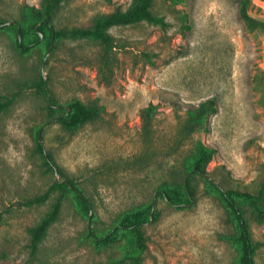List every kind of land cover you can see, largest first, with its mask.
<instances>
[{"label":"rangeland","instance_id":"1","mask_svg":"<svg viewBox=\"0 0 264 264\" xmlns=\"http://www.w3.org/2000/svg\"><path fill=\"white\" fill-rule=\"evenodd\" d=\"M43 0H0V20L16 23L24 5ZM133 0H69L55 29L86 28L101 16L125 11ZM152 12L166 26L145 22L115 27V48L105 54L89 41H65L56 51L43 49L20 57L13 40L0 34V95L19 92L0 115V264H117L122 246L97 249L98 236L122 212L155 201L157 220L143 229L147 250L141 264H236L228 242L233 229L221 203L206 195L203 179L189 176L194 203L177 210L156 196L157 188L179 173L198 144L217 153L207 166L223 189L257 193L264 184V30H248L238 18L236 0H155ZM249 15L264 23V0H250ZM41 73L59 106L78 100L103 106L102 117L77 133L50 120L46 100L21 83ZM208 99L218 112L189 136L182 134L188 110ZM153 105L150 123L142 118ZM40 143L64 175L83 188L97 217L92 224L64 205L34 258L28 230L49 204L21 203L43 193L62 176L47 170ZM264 264V224L245 211ZM118 264H127L122 262Z\"/></svg>","mask_w":264,"mask_h":264},{"label":"trees","instance_id":"2","mask_svg":"<svg viewBox=\"0 0 264 264\" xmlns=\"http://www.w3.org/2000/svg\"><path fill=\"white\" fill-rule=\"evenodd\" d=\"M69 0H43L40 8L24 5L20 12L18 22H5L0 20V34H6L13 40V47L22 58L29 57L33 51L43 49L40 63H45V54L58 50L65 41H89L102 48L105 54L115 48V38L109 30L115 27L135 26L147 23L164 28V19L153 14L155 0H133L132 5L125 11L114 12L97 17L91 26L86 28L55 29L54 20L62 5ZM238 5V18L248 30L263 29L264 23L253 19L248 11L250 0H236ZM9 23V25H7ZM42 36V37H41ZM20 39V40H19ZM22 88L35 87L46 100V110L50 120H55L61 129L68 134L77 133L86 124L98 121L103 114V106L97 103L85 105L78 100L69 102L67 106H59L51 98L47 82L41 73L37 74L31 83H21ZM19 96V92L10 95H0V115L9 110ZM153 105L143 112L144 124L148 126L152 117ZM218 112L217 101L208 99L188 110V119L182 128V134L189 136L202 127L207 129L208 120ZM40 127L36 132V148L47 170L62 176L55 180L43 192L21 203L22 207L33 208L49 204L48 211L39 222L28 230L29 255L34 258L47 237L50 229L61 217L64 205L69 203L81 217L92 224L97 217L93 202L87 197L73 179L64 175L57 166L51 154L45 152L40 140ZM216 149L198 144L192 155L182 162L183 176L179 179L176 173L170 182L161 184L156 190V196L177 209H187L194 203L191 178L200 177L204 182L206 195L217 199L225 210L227 223L233 229L228 242L235 248L236 264H255L257 244L252 239V233L245 211L249 210L254 219L264 224V184L257 193L243 192L237 189H223L216 184L207 172L208 164L213 161ZM192 176V177H189ZM157 220L155 201L139 205L120 213L113 221L112 227L103 235H95L89 229V238L97 249H108L122 246L124 257L118 263L141 264L142 257L147 250L144 227Z\"/></svg>","mask_w":264,"mask_h":264},{"label":"water","instance_id":"3","mask_svg":"<svg viewBox=\"0 0 264 264\" xmlns=\"http://www.w3.org/2000/svg\"><path fill=\"white\" fill-rule=\"evenodd\" d=\"M7 25H9V23L7 24ZM42 37V36H41ZM20 40V39H19ZM42 76H43V78H44V80H45V77H44V75L42 74Z\"/></svg>","mask_w":264,"mask_h":264}]
</instances>
